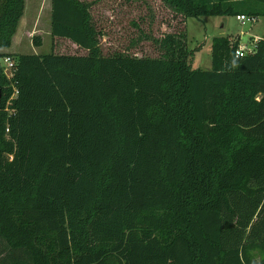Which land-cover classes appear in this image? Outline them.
I'll return each instance as SVG.
<instances>
[{
  "label": "trees",
  "instance_id": "1",
  "mask_svg": "<svg viewBox=\"0 0 264 264\" xmlns=\"http://www.w3.org/2000/svg\"><path fill=\"white\" fill-rule=\"evenodd\" d=\"M161 0L183 20L264 17V0ZM25 0H0V264H264V38L185 34L103 55L83 0H51L85 55L3 54Z\"/></svg>",
  "mask_w": 264,
  "mask_h": 264
},
{
  "label": "rangeland",
  "instance_id": "2",
  "mask_svg": "<svg viewBox=\"0 0 264 264\" xmlns=\"http://www.w3.org/2000/svg\"><path fill=\"white\" fill-rule=\"evenodd\" d=\"M91 5V15L102 32L103 55L128 53L142 58L159 56L157 41L168 34H185L192 52V69L211 70L210 48L214 38L238 40L240 48L252 51L264 38V17L241 24L239 17H205L183 20L166 9L161 0H83ZM250 0L249 2H251ZM255 1H252L253 4ZM51 0H25L24 13L9 49V55H85L66 40L53 39L50 31ZM0 67L7 77L3 59Z\"/></svg>",
  "mask_w": 264,
  "mask_h": 264
},
{
  "label": "built area",
  "instance_id": "3",
  "mask_svg": "<svg viewBox=\"0 0 264 264\" xmlns=\"http://www.w3.org/2000/svg\"><path fill=\"white\" fill-rule=\"evenodd\" d=\"M239 20L241 21V24H243V25L246 24V23H255L257 21L256 18H253V17L249 18V17H245V16H239ZM254 47H255V45H253V49H254ZM253 49H252V51H250V52L248 51L247 52V51H245L244 48H240V46H239V48L236 51L235 55H236V57L241 58V57H243V56H245L247 54L253 53ZM3 64L5 66V70L11 74L12 70L14 69L13 61L10 58L7 57V58L3 59Z\"/></svg>",
  "mask_w": 264,
  "mask_h": 264
},
{
  "label": "water",
  "instance_id": "4",
  "mask_svg": "<svg viewBox=\"0 0 264 264\" xmlns=\"http://www.w3.org/2000/svg\"><path fill=\"white\" fill-rule=\"evenodd\" d=\"M1 99H2V90L0 88V104H1Z\"/></svg>",
  "mask_w": 264,
  "mask_h": 264
},
{
  "label": "crops",
  "instance_id": "5",
  "mask_svg": "<svg viewBox=\"0 0 264 264\" xmlns=\"http://www.w3.org/2000/svg\"><path fill=\"white\" fill-rule=\"evenodd\" d=\"M1 53H7V51H5V50H1Z\"/></svg>",
  "mask_w": 264,
  "mask_h": 264
}]
</instances>
